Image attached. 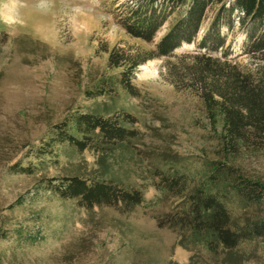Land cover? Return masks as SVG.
<instances>
[{
	"label": "rangeland",
	"instance_id": "1",
	"mask_svg": "<svg viewBox=\"0 0 264 264\" xmlns=\"http://www.w3.org/2000/svg\"><path fill=\"white\" fill-rule=\"evenodd\" d=\"M118 5L119 0H0V264H222L223 256L181 246L180 230L158 226V217L181 200L154 188L151 170L176 163L197 168L202 159L216 157L217 141L190 72L198 67L194 56L207 52L199 43L218 6L193 43L157 56V43L174 19L146 42L120 25ZM234 24L221 28L225 47L212 54L228 51L229 58L251 64L244 54L246 34ZM113 50L150 56L131 77L136 91L121 83L122 68L109 64ZM101 88L106 94H99ZM107 108L130 113L139 132L130 152L111 162L119 180L145 193V202L132 211L87 209L49 189L55 177L93 175V151L58 144V158L39 155L70 115ZM20 165L34 170L18 171ZM235 165L264 184V151H244ZM249 214L264 216V202ZM239 250L240 264H264V238Z\"/></svg>",
	"mask_w": 264,
	"mask_h": 264
},
{
	"label": "trees",
	"instance_id": "2",
	"mask_svg": "<svg viewBox=\"0 0 264 264\" xmlns=\"http://www.w3.org/2000/svg\"><path fill=\"white\" fill-rule=\"evenodd\" d=\"M216 6L199 43L207 52L194 56L198 67L190 72V82L217 141L216 157L202 159L197 168L156 165L151 169L152 186L181 200L177 208L158 217L159 227L180 230L184 248L201 247L212 257L223 256L222 264H240L242 243L264 238V216L249 214L264 202V184L235 165L244 151H264V0H119L117 18L128 34L146 42L153 41L174 19L155 50L157 56H170L183 43L195 41L208 12ZM235 22L246 34L244 54L254 64L243 65L229 58L228 51L220 57L212 54L225 47L221 28H233ZM149 57L113 50L109 64L122 68L120 81L134 92L131 77ZM99 91L107 92L105 88ZM134 122L130 113L115 114L107 108L103 112L79 111L57 125L52 140L39 148V155L58 158L55 145L67 144L81 152L93 151L98 169L93 175L55 177L48 185L52 193L87 209L122 206L132 211L142 205L144 191L119 180L111 169V162L124 158L139 137ZM17 170L32 173L34 169L20 165Z\"/></svg>",
	"mask_w": 264,
	"mask_h": 264
},
{
	"label": "bare ground",
	"instance_id": "3",
	"mask_svg": "<svg viewBox=\"0 0 264 264\" xmlns=\"http://www.w3.org/2000/svg\"><path fill=\"white\" fill-rule=\"evenodd\" d=\"M144 69H145V74H148V71H147L146 67H144Z\"/></svg>",
	"mask_w": 264,
	"mask_h": 264
}]
</instances>
